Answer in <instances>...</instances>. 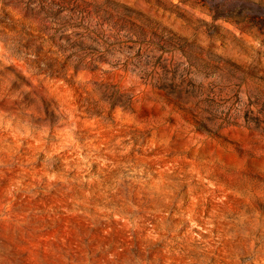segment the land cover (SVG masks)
I'll use <instances>...</instances> for the list:
<instances>
[{
	"label": "rangeland",
	"instance_id": "1",
	"mask_svg": "<svg viewBox=\"0 0 264 264\" xmlns=\"http://www.w3.org/2000/svg\"><path fill=\"white\" fill-rule=\"evenodd\" d=\"M215 1L0 0V264H264V0Z\"/></svg>",
	"mask_w": 264,
	"mask_h": 264
},
{
	"label": "trees",
	"instance_id": "2",
	"mask_svg": "<svg viewBox=\"0 0 264 264\" xmlns=\"http://www.w3.org/2000/svg\"><path fill=\"white\" fill-rule=\"evenodd\" d=\"M256 4L254 0H244L243 3L235 2H225V1H215L213 4L216 8H223L224 10L219 14L220 16L228 17L232 14H243L247 10V4ZM227 5V6H226ZM218 16V15H217Z\"/></svg>",
	"mask_w": 264,
	"mask_h": 264
}]
</instances>
